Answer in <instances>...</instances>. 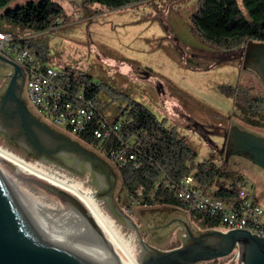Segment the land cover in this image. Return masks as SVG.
<instances>
[{
    "label": "rangeland",
    "instance_id": "374dc122",
    "mask_svg": "<svg viewBox=\"0 0 264 264\" xmlns=\"http://www.w3.org/2000/svg\"><path fill=\"white\" fill-rule=\"evenodd\" d=\"M41 1L13 0L7 8L14 10ZM53 1L64 9L59 26L42 34L16 30L21 39L18 42L28 40L32 49L36 47L40 52H47L48 63L57 70L69 68L100 83L101 87H110L118 97L125 94L143 104L159 120L165 119L180 136L191 142L199 161L213 157L217 166L227 174L246 179L249 196L264 208L263 169L240 157H230L226 162L225 156L219 153L223 148L222 136L231 128L264 138V129L243 123L233 99L221 91L225 87L244 88L264 97V78L244 62L247 46L223 52L193 34L191 15L197 0H148L117 10L90 4L86 0ZM237 1L241 6V0ZM10 73L8 65L0 61V98L9 81L6 76ZM111 96L110 90L104 87L105 117L113 120L124 102L112 100ZM29 106L41 121L45 122V118L60 132H66ZM208 140L219 146L218 150L213 145L209 146ZM80 145L97 157L105 158L96 148L83 143ZM0 146L28 161L45 166L51 164L36 158L1 132ZM112 165L111 175L116 178L108 194V184L88 169L78 174L53 163L50 166L70 172L77 181L84 182L85 189L91 187L95 191L96 199L118 223L124 239L130 240L134 235L138 259L141 254L138 235L144 238L149 248L169 251L184 247L188 229L194 237L211 231L184 209L138 204L141 193L134 196L122 191L117 166ZM222 229L218 227L216 230ZM195 264H240V261L234 253L226 258Z\"/></svg>",
    "mask_w": 264,
    "mask_h": 264
},
{
    "label": "trees",
    "instance_id": "16d2710c",
    "mask_svg": "<svg viewBox=\"0 0 264 264\" xmlns=\"http://www.w3.org/2000/svg\"><path fill=\"white\" fill-rule=\"evenodd\" d=\"M12 1L0 0V33L10 34L15 41L21 40L16 30L46 33L57 28L64 16L63 7L53 0L29 3L11 10L7 7ZM145 1L148 0H86L90 4H99L112 10ZM241 3L240 6L237 0H197L191 15L192 33L202 42L223 52L247 46L250 42L264 44V0H241ZM20 43L38 57L33 56L43 67L51 66L60 71L48 63L47 52H40L36 47L32 49V43L28 40ZM61 70L67 74L58 78L57 84L72 95L82 91V99L92 101L99 112L88 127L77 135L80 143L94 148L99 146V142L93 138V131L98 128L102 118L108 119L105 117L106 109L102 100L104 87L110 90L112 100L124 102V106L118 108V115L113 120L108 119L111 122L121 121L122 127L117 136L103 145V149L108 157L111 149L131 146L135 161L116 168L122 191L135 196L142 190L138 204L187 211L175 193L178 185L187 177H192L194 187L205 194L227 203L233 201L235 195L229 188L244 178L237 179L233 178V174H227L217 166L213 157L199 161L191 142L185 136H180L176 128L168 125L165 119L159 120L140 102L125 94L118 97L115 90L112 91L106 85L101 87L100 83L84 74H77L69 68ZM221 91L233 99L243 123L252 128L264 129L262 95L244 88L225 87ZM188 213L209 230L220 227L215 218L189 210Z\"/></svg>",
    "mask_w": 264,
    "mask_h": 264
},
{
    "label": "water",
    "instance_id": "95a60500",
    "mask_svg": "<svg viewBox=\"0 0 264 264\" xmlns=\"http://www.w3.org/2000/svg\"><path fill=\"white\" fill-rule=\"evenodd\" d=\"M11 69V87L0 100V110L14 101L19 127L27 141L50 150L53 141L60 149L82 148L64 132L54 130L37 118L25 102L16 100L17 80L24 72L15 62L0 55ZM245 64L264 78V44L250 42L245 48ZM41 132L40 138L36 136ZM237 135L238 154L264 170V138L233 128L230 140ZM228 137V134L225 138ZM32 143V141H30ZM51 151H54L52 147ZM224 151V147L222 148ZM234 153H226L225 161ZM93 160L103 159L92 155ZM110 168V165H107ZM191 244L169 251L145 247L148 253L140 264H195L239 253L240 264H264V238L245 230L208 231L194 237ZM0 264H122L99 229L86 206L73 194L47 184L0 159Z\"/></svg>",
    "mask_w": 264,
    "mask_h": 264
},
{
    "label": "built area",
    "instance_id": "2783aa9c",
    "mask_svg": "<svg viewBox=\"0 0 264 264\" xmlns=\"http://www.w3.org/2000/svg\"><path fill=\"white\" fill-rule=\"evenodd\" d=\"M0 55L22 68L26 78L29 104L53 124L63 127L65 131L77 137L98 115L94 103L82 99V91L72 95L57 84V79L67 74L66 72L56 71L51 66L43 67L30 51L22 47L10 34L0 33ZM121 127V121L111 122L102 118L98 128L93 131V138L99 142V146L95 147L96 151L116 166L130 165L136 159L129 145L111 149L106 157L103 145L110 138L117 136ZM248 189V181L239 180L229 188L235 198L231 203H227L196 189L193 178L187 177L178 185L175 193L189 211L217 219L220 228H223L220 231L245 230L264 238V209L251 199ZM235 253L239 259L238 251Z\"/></svg>",
    "mask_w": 264,
    "mask_h": 264
},
{
    "label": "flooded vegetation",
    "instance_id": "af4514ba",
    "mask_svg": "<svg viewBox=\"0 0 264 264\" xmlns=\"http://www.w3.org/2000/svg\"><path fill=\"white\" fill-rule=\"evenodd\" d=\"M6 78L9 81L5 88V92L7 91L8 87H11L10 84H11L12 76H10L9 74L6 76ZM15 97L17 98L16 100L25 102L27 104V107L30 108L29 106L30 104L28 102L27 95H26L25 74H23V76H21L17 80L16 88H15ZM13 108H17V104L14 101L11 103V105H8L4 111L0 110V132L3 135H6L16 145L24 146L29 152L34 154L36 158H39L43 161L59 165L60 167L66 170H69V171H72L78 174L81 173L83 170L88 169L91 173L94 174L96 178L101 179L102 181H105L108 184V188L106 191L107 194L112 191L116 177H114V175L113 176L111 175L113 171L107 165L111 166L112 164L106 158H102L104 161L103 164H101V162L99 161L93 160L92 155L94 153H92L89 150H86L82 145H81L82 148L60 149L59 144L53 141V144L51 145L49 151L46 145H43L44 149L38 147L35 144V141H33V139H30L29 141H27L26 135L22 132L21 128L19 127L18 121L16 120L15 116L12 115ZM232 130L233 128L229 129L222 136L223 141H222L221 147H224V151L220 152L219 150L220 155H224L226 158V153L230 152V153H234L231 156V158L240 157V158H243L249 161L246 156L239 155L237 152L238 146H236V144L239 142L238 136L235 135L233 139L230 140V133ZM65 134L66 136L70 137L73 141L75 142L77 141L76 140L77 137L72 135L68 131H66ZM227 134H228V137L225 138ZM36 136L40 138L43 135H41V132H38ZM30 141H32V143H30ZM208 143H209V146L213 145L218 150L219 146L214 145L209 140H208ZM52 147H54V151H51ZM213 230H216V229H213ZM141 239H142V242L144 243V238L142 236H141ZM191 243L192 241L190 240V237L188 235V238L185 240L183 245L186 246ZM144 245L145 247L149 248L145 243ZM149 249L154 250L155 248H149ZM159 251H162V250H159ZM140 257L142 260H145V259L147 260L148 253L145 248L142 249ZM198 263H201V262H198Z\"/></svg>",
    "mask_w": 264,
    "mask_h": 264
},
{
    "label": "bare ground",
    "instance_id": "6f19581e",
    "mask_svg": "<svg viewBox=\"0 0 264 264\" xmlns=\"http://www.w3.org/2000/svg\"><path fill=\"white\" fill-rule=\"evenodd\" d=\"M0 159L7 164L76 196L88 209L107 244L122 264H140L134 249V235L130 240L124 239L118 223L108 214L102 203L95 196L91 187H83L84 182L56 166H45L40 162H31L18 153L0 146ZM125 233V232H124ZM134 243V244H133ZM137 251V249H136ZM139 251V250H138Z\"/></svg>",
    "mask_w": 264,
    "mask_h": 264
},
{
    "label": "crops",
    "instance_id": "0c3cea01",
    "mask_svg": "<svg viewBox=\"0 0 264 264\" xmlns=\"http://www.w3.org/2000/svg\"><path fill=\"white\" fill-rule=\"evenodd\" d=\"M37 59H38V57H36ZM31 112L34 114V112L31 110ZM35 115V114H34ZM38 118V117H37ZM44 119V121L46 122V124L48 123V125L49 126H51L54 130H57V131H59L60 132V130H58L55 126H53L52 124H50L45 118H43ZM43 122V121H42ZM44 122V123H45ZM112 166H114V165H111L110 166V169L112 170ZM113 171V170H112ZM264 171V170H263ZM251 199H253V198H251ZM253 201L255 202V203H257L258 205H260V206H262L259 202H257L256 200H254L253 199ZM263 208V207H262ZM264 209V208H263ZM188 212V211H187Z\"/></svg>",
    "mask_w": 264,
    "mask_h": 264
}]
</instances>
